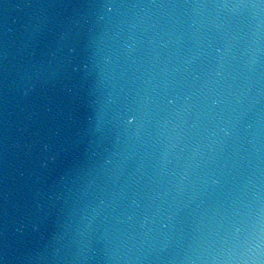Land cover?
I'll return each instance as SVG.
<instances>
[{
  "label": "water",
  "instance_id": "1",
  "mask_svg": "<svg viewBox=\"0 0 264 264\" xmlns=\"http://www.w3.org/2000/svg\"><path fill=\"white\" fill-rule=\"evenodd\" d=\"M95 5L96 0H0V264H179L175 257L186 251V238L183 246L161 240L155 246L158 258L136 261L130 237L138 238L147 227L167 232L165 224L191 233L201 220L222 216L235 234L244 227V214L254 210L246 206L248 178H259L264 186V177L247 161L232 166L233 149L226 147L197 171L206 183H197L194 199L185 197L178 211L174 206L171 222L166 211L152 224L156 205L144 190L152 166L163 162L162 146L153 145L145 159L143 147L124 129L134 126L127 123L131 78L149 63V49L163 54L175 46L160 48L168 37L157 35L159 27L145 34L119 10L101 19ZM246 23L236 42L227 35V24L213 33L214 59L201 62L198 74L219 70L221 58H243ZM239 59L229 66L237 67ZM260 60L264 67V51ZM260 101L241 122L240 143L249 152L255 128L247 126L264 111V96ZM260 147L253 163L264 168V143ZM177 154L181 160L169 157V171L183 169L187 153ZM145 219L149 223L141 228Z\"/></svg>",
  "mask_w": 264,
  "mask_h": 264
},
{
  "label": "clouds",
  "instance_id": "2",
  "mask_svg": "<svg viewBox=\"0 0 264 264\" xmlns=\"http://www.w3.org/2000/svg\"><path fill=\"white\" fill-rule=\"evenodd\" d=\"M95 6L101 19L119 10L123 19L145 34L159 27L157 35L168 37L160 48L175 46V51L163 54L158 49H149L152 53L147 58L149 63L131 78L133 106L129 111L132 118L127 123L134 126L124 129L129 140L143 147L145 159L152 155L153 145L162 146L163 162L152 166L144 190L150 203L156 205L152 224L163 218L166 211L169 213L166 219L171 222L177 214L172 211L173 207L178 211L179 202L185 197L194 199L192 193L197 183L201 187L206 183L196 175L197 171L213 164L226 147L233 149V167L238 166L237 162L247 161L250 169H256L264 177V168L253 163V160L259 161L260 146L264 143V111L257 114L254 125L247 126L255 128L248 140L252 151L240 143L243 117L252 112L264 96V67L260 60L264 51L260 47L264 41V0H191L183 4L96 0ZM234 21L238 22L235 27L232 26ZM245 21L244 36L249 43L243 58L233 56L228 62L221 58L217 61L219 70L213 68L198 74L201 62L214 59L213 33L224 31L227 24V35L236 42L241 39L240 25ZM228 51L231 53V47ZM238 59L237 67L229 66ZM190 145H194L191 151ZM240 149L245 155L240 154ZM177 151L187 153L183 169L169 171L172 159L181 160L179 154L173 155ZM244 187L250 194L246 206L254 210L244 214V227L236 228L235 234L228 227L230 219L223 216L207 222L201 220L191 233L169 224L164 225L169 229L167 232L147 227L138 238L130 237L136 241L134 259L158 258L154 255L155 246L161 240L165 246L173 241L183 246L186 238V251L175 257L179 264H264V186L259 178L249 177ZM148 223L145 219L141 228Z\"/></svg>",
  "mask_w": 264,
  "mask_h": 264
}]
</instances>
